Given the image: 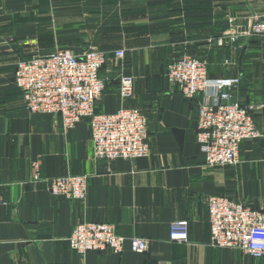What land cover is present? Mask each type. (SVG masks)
I'll return each mask as SVG.
<instances>
[{"label":"crops","instance_id":"1","mask_svg":"<svg viewBox=\"0 0 264 264\" xmlns=\"http://www.w3.org/2000/svg\"><path fill=\"white\" fill-rule=\"evenodd\" d=\"M260 0H0V264H264L237 248L211 245L208 201L223 195L264 211V35L248 28ZM231 19L233 20L231 22ZM96 47L125 57L108 65L97 113L140 107L149 119L151 154L108 161L94 155L90 119L65 131L57 114L30 113L14 71L20 60L57 48ZM208 63L211 77H241L234 99L250 106L260 136L243 141L240 161L212 166L197 140L203 92L186 98L166 77L183 54ZM132 77L134 97L120 96V76ZM41 174H87L84 201L51 194ZM189 221L187 242L170 239V225ZM114 223L126 237L148 240L79 253L68 238L83 221Z\"/></svg>","mask_w":264,"mask_h":264},{"label":"built area","instance_id":"2","mask_svg":"<svg viewBox=\"0 0 264 264\" xmlns=\"http://www.w3.org/2000/svg\"><path fill=\"white\" fill-rule=\"evenodd\" d=\"M248 20L246 30L229 33L232 43H237L241 36L264 35V0H260L259 10ZM124 57L123 49L110 56L96 47L86 48L81 53L57 48L49 54L20 60L14 71V82L22 91L30 113L59 115L65 131L89 118L97 159L114 161L145 157L151 154L149 119L140 107H120L110 113L95 110L108 84V78L103 75L104 68ZM166 77L179 86L186 98L198 92L204 94L198 111L197 140L205 162L212 166L237 164L243 141L261 135L252 108L233 97L232 90L239 87L241 77H211L207 61L193 54L173 59ZM119 93L122 99L134 97L133 79L124 72L120 76ZM33 181L44 183L55 196L79 201L87 197V174L45 177L35 162ZM208 211L211 245L237 248L254 258L264 257V211L223 195L210 197ZM188 229L187 219L172 222L170 239L187 242ZM68 242L71 249L82 254L106 249L119 253L127 246L133 252L143 253L148 248L146 238L121 235L116 225L107 221L78 223Z\"/></svg>","mask_w":264,"mask_h":264},{"label":"rangeland","instance_id":"3","mask_svg":"<svg viewBox=\"0 0 264 264\" xmlns=\"http://www.w3.org/2000/svg\"><path fill=\"white\" fill-rule=\"evenodd\" d=\"M172 1H174V0H172ZM192 2H194V0H184V3H185V5H187V6H191L192 5ZM231 21H232V19H231ZM236 30V29H235ZM229 33H225L224 35H220V37L219 38H217V42L218 43H224L225 42V39H224V37H228L229 38ZM186 54H189V53H186ZM194 55V54H193ZM196 56H198V55H196ZM198 57H200V56H198ZM201 58V57H200ZM203 59V58H202ZM205 60V59H204ZM171 63V62H170ZM169 63V64H170ZM169 64H168V66H169ZM167 69H168V67H167ZM166 73H167V70H166Z\"/></svg>","mask_w":264,"mask_h":264}]
</instances>
